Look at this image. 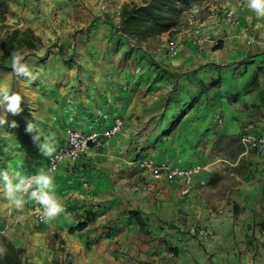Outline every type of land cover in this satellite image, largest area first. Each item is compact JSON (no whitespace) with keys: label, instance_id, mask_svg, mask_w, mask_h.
Returning a JSON list of instances; mask_svg holds the SVG:
<instances>
[{"label":"crops","instance_id":"crops-1","mask_svg":"<svg viewBox=\"0 0 264 264\" xmlns=\"http://www.w3.org/2000/svg\"><path fill=\"white\" fill-rule=\"evenodd\" d=\"M196 22L172 34L181 41L176 54L167 45L155 47L161 62L145 69L147 91L141 101L131 96L121 116L130 125L137 117L145 120L150 134L159 121L184 112L175 132L192 137L188 146H196V162L210 169L201 174L207 185L185 196L179 183L152 179L135 165L133 139L123 144L119 133L111 147L91 146L52 171L66 211L55 223L29 231L30 241L17 242L13 215L0 212V232L26 249V264H58V257L67 264H264V157L241 144L235 160L207 162L210 144L202 141L264 133V19L241 2ZM217 40L222 47H214ZM216 78L219 84L211 85ZM171 89L176 94L168 97ZM159 155L151 154L158 161L187 162L175 160L170 147ZM183 212L193 221L189 233L178 228ZM79 221L85 227L70 232ZM49 233H56L57 245Z\"/></svg>","mask_w":264,"mask_h":264},{"label":"rangeland","instance_id":"rangeland-1","mask_svg":"<svg viewBox=\"0 0 264 264\" xmlns=\"http://www.w3.org/2000/svg\"><path fill=\"white\" fill-rule=\"evenodd\" d=\"M127 1L0 0V13L5 16L0 20V43L11 27L26 26L32 27L45 42L34 53H21L34 79L17 76L11 67V56L5 58L10 69L0 66V83L9 85L23 98L22 112L18 115L8 113V123L0 126V170L8 169L27 176L40 170L48 171L46 163L49 157L43 156L38 143L33 141L35 133L25 131L29 121L40 129V142L50 137L56 149L64 143L68 127L103 133L112 126L116 117L123 120L121 110L131 96L142 100L143 93L147 91L145 69L161 62L154 54L155 47L160 45L166 49L170 38L176 36L169 34L163 39L147 41L125 38L119 32V11ZM241 2L246 3L245 0H199L198 8L187 9L183 13L181 25H198L197 20H203L210 14L219 16L223 10L235 8V4L240 5ZM57 45L63 48L59 49ZM2 53L0 44V55ZM187 90L189 94L190 89ZM168 93V97L176 94L172 89ZM2 114L3 110H0ZM173 119L159 121L157 132L149 131L150 134L143 126L145 120L139 117L131 125L130 121L126 120L125 124L123 121L116 133L103 139L102 146L109 147L114 137L121 133V143L133 139L132 143L138 149L136 157L151 154L159 157L163 149L170 147L175 152V160L182 156L181 161H187L181 164L196 162V146H188L192 137L175 132L178 124H174ZM12 121L17 127H10ZM79 125H85L88 130ZM90 126L96 129L89 130ZM130 126L134 127L132 134L127 131ZM139 129L143 131L139 132ZM217 139L212 142L202 139L210 144L206 161L219 157L235 160L236 150L241 145L240 137ZM142 140L144 142L140 145ZM65 205L67 207V203ZM33 210L34 203L29 200L18 212L9 207L3 193H0V212L13 215L11 223L16 225L13 232L17 242L30 241L29 231L55 223L52 220L37 221ZM179 223V231L189 233L193 221L188 212L182 213ZM48 236L54 246L57 245L59 238L56 233ZM62 259L59 262L57 258L58 264H67L68 260Z\"/></svg>","mask_w":264,"mask_h":264},{"label":"trees","instance_id":"trees-1","mask_svg":"<svg viewBox=\"0 0 264 264\" xmlns=\"http://www.w3.org/2000/svg\"><path fill=\"white\" fill-rule=\"evenodd\" d=\"M199 6V0L127 1L121 5L119 11V32L125 38L135 39L137 41H147L165 32L173 34L181 25L183 13L187 9H195ZM4 19L5 16L0 13V20ZM0 44L3 49V53L0 55V66L10 69L11 67L5 64L6 56H11L10 54L12 52L22 53L23 51H28L30 53H34L36 50L42 48L45 45V42L32 27L26 26L11 27L7 30ZM57 46L59 49L63 48L61 45ZM214 47H222V41L217 40ZM219 82V78L213 79L211 81V85L217 86ZM183 115L184 112L178 114L173 119V123L178 124ZM192 163L199 162L183 163V165ZM134 213H136L137 220L142 225L144 223L142 217L139 216L137 211H134ZM85 225L86 221H79L77 224L71 226L69 231L74 232L76 230H80L84 228ZM261 227L264 229V219L261 222ZM0 247L6 249V254L0 257V264H26V249L22 246H17L2 232H0Z\"/></svg>","mask_w":264,"mask_h":264},{"label":"clouds","instance_id":"clouds-1","mask_svg":"<svg viewBox=\"0 0 264 264\" xmlns=\"http://www.w3.org/2000/svg\"><path fill=\"white\" fill-rule=\"evenodd\" d=\"M247 9L258 19H264V0H245ZM11 67L17 76H23L34 79L28 65L24 62V56L19 52H12ZM22 96L12 91L9 85L0 83V126L8 123L7 114L18 115L22 112ZM10 127H17L15 121H12ZM27 133H35L32 136L34 142L38 143L41 154L45 157H52L55 152V146L51 138H44L41 143L42 133L32 121L27 123L25 129ZM0 193H3L9 207L22 211L25 204L31 200L40 206L41 220L51 221L65 213L66 209L63 202L56 195L55 177L52 170L43 171L27 176L19 172H11L8 169L0 170ZM20 219V217H17ZM6 254V249L0 247V257Z\"/></svg>","mask_w":264,"mask_h":264},{"label":"built area","instance_id":"built-area-1","mask_svg":"<svg viewBox=\"0 0 264 264\" xmlns=\"http://www.w3.org/2000/svg\"><path fill=\"white\" fill-rule=\"evenodd\" d=\"M227 16L234 19L232 11H229ZM167 47L173 54H176L180 49V42L176 37L170 38L167 42ZM122 124V118L116 117L112 126L103 133L96 131L85 132L75 127H68L64 143L57 147L53 156L48 159L49 169L52 171L56 170L60 162L65 158L75 161L91 146H102L104 144L103 139L116 133ZM241 143L246 150L252 149L264 157V133L258 135L250 132L244 133L241 136ZM134 162L136 167L144 171L152 179L179 183L183 195H190L198 186L206 184L207 178L201 177V174L210 170L207 164H174L165 160L158 161L151 155L139 156L135 158ZM33 203L34 215L37 221H42L40 206L34 201Z\"/></svg>","mask_w":264,"mask_h":264}]
</instances>
